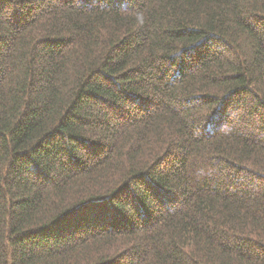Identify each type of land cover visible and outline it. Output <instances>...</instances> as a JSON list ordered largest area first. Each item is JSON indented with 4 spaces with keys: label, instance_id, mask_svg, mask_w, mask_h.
<instances>
[{
    "label": "trees",
    "instance_id": "1",
    "mask_svg": "<svg viewBox=\"0 0 264 264\" xmlns=\"http://www.w3.org/2000/svg\"><path fill=\"white\" fill-rule=\"evenodd\" d=\"M0 264H264V0H0Z\"/></svg>",
    "mask_w": 264,
    "mask_h": 264
}]
</instances>
